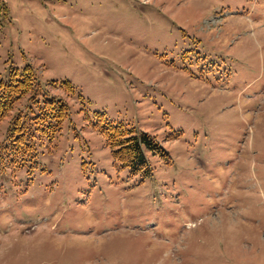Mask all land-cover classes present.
<instances>
[{"label":"rangeland","instance_id":"obj_1","mask_svg":"<svg viewBox=\"0 0 264 264\" xmlns=\"http://www.w3.org/2000/svg\"><path fill=\"white\" fill-rule=\"evenodd\" d=\"M26 65L69 117L34 168L32 95L0 123V264H264V0H0V79ZM98 113L167 157L115 166Z\"/></svg>","mask_w":264,"mask_h":264},{"label":"trees","instance_id":"obj_2","mask_svg":"<svg viewBox=\"0 0 264 264\" xmlns=\"http://www.w3.org/2000/svg\"><path fill=\"white\" fill-rule=\"evenodd\" d=\"M62 85L68 93H74L75 89L69 81ZM39 87L37 72L30 65L22 69L11 67L8 76L0 79V123L28 95H32L30 101L37 106L38 113L29 107L31 116L23 111L17 112L8 131L11 150L22 161L20 166L29 162L32 168L37 165L39 157L36 140L42 136L52 139L61 132L63 123L69 117V107L64 100L44 95L42 102L37 101L35 96L38 95ZM97 116L99 120L94 128L105 139L115 166L129 170L133 176L148 177L152 169L145 151L162 158L167 157V152L155 136L139 132L122 122L110 121L104 114L98 113Z\"/></svg>","mask_w":264,"mask_h":264}]
</instances>
